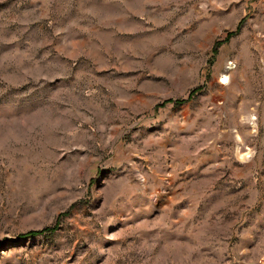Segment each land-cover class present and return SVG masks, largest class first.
Returning <instances> with one entry per match:
<instances>
[{
  "label": "rangeland",
  "instance_id": "rangeland-1",
  "mask_svg": "<svg viewBox=\"0 0 264 264\" xmlns=\"http://www.w3.org/2000/svg\"><path fill=\"white\" fill-rule=\"evenodd\" d=\"M0 264H264V0H0Z\"/></svg>",
  "mask_w": 264,
  "mask_h": 264
},
{
  "label": "trees",
  "instance_id": "trees-1",
  "mask_svg": "<svg viewBox=\"0 0 264 264\" xmlns=\"http://www.w3.org/2000/svg\"><path fill=\"white\" fill-rule=\"evenodd\" d=\"M52 231V228L50 227H44L43 229H40V230H30V231H27V232H24V233H19L17 235V237L19 236H27V235H34V234H40V233H47V232H50Z\"/></svg>",
  "mask_w": 264,
  "mask_h": 264
},
{
  "label": "bare ground",
  "instance_id": "bare-ground-1",
  "mask_svg": "<svg viewBox=\"0 0 264 264\" xmlns=\"http://www.w3.org/2000/svg\"><path fill=\"white\" fill-rule=\"evenodd\" d=\"M226 80H227V78L223 79V81H222V82H225Z\"/></svg>",
  "mask_w": 264,
  "mask_h": 264
}]
</instances>
